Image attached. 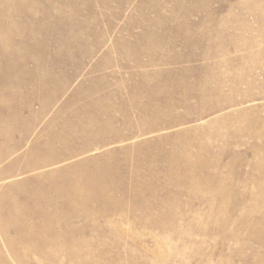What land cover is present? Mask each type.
Masks as SVG:
<instances>
[{"label":"rangeland","instance_id":"374dc122","mask_svg":"<svg viewBox=\"0 0 264 264\" xmlns=\"http://www.w3.org/2000/svg\"><path fill=\"white\" fill-rule=\"evenodd\" d=\"M4 81L0 264H264V0H0Z\"/></svg>","mask_w":264,"mask_h":264},{"label":"crops","instance_id":"0c3cea01","mask_svg":"<svg viewBox=\"0 0 264 264\" xmlns=\"http://www.w3.org/2000/svg\"><path fill=\"white\" fill-rule=\"evenodd\" d=\"M11 86H12V84L10 85L9 82L7 83V81L1 82L0 83V96L1 95L4 96L6 94L9 96H13L14 95V89Z\"/></svg>","mask_w":264,"mask_h":264}]
</instances>
